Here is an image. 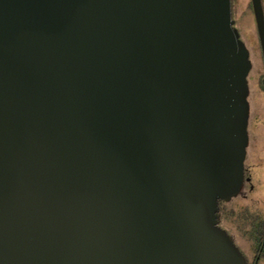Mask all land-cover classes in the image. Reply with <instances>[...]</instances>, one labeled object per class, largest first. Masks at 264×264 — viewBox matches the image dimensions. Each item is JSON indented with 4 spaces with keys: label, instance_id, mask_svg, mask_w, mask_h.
I'll use <instances>...</instances> for the list:
<instances>
[{
    "label": "water",
    "instance_id": "95a60500",
    "mask_svg": "<svg viewBox=\"0 0 264 264\" xmlns=\"http://www.w3.org/2000/svg\"><path fill=\"white\" fill-rule=\"evenodd\" d=\"M251 67L231 0H0V264H249Z\"/></svg>",
    "mask_w": 264,
    "mask_h": 264
},
{
    "label": "rangeland",
    "instance_id": "374dc122",
    "mask_svg": "<svg viewBox=\"0 0 264 264\" xmlns=\"http://www.w3.org/2000/svg\"><path fill=\"white\" fill-rule=\"evenodd\" d=\"M231 2L235 26L249 50L252 63L248 75V142L243 160L247 174L241 192L222 204L220 225L233 236L252 263L253 242L246 232L253 215L264 216V59L251 0ZM262 4L264 8V0ZM258 264H264V260Z\"/></svg>",
    "mask_w": 264,
    "mask_h": 264
},
{
    "label": "trees",
    "instance_id": "16d2710c",
    "mask_svg": "<svg viewBox=\"0 0 264 264\" xmlns=\"http://www.w3.org/2000/svg\"><path fill=\"white\" fill-rule=\"evenodd\" d=\"M251 7H252V3H251ZM252 9H253V7H252ZM263 79H264V77L262 78V85L264 87ZM244 170H245V167H244ZM246 174L247 173L245 170V175ZM225 202H227V201H224V200L220 201V216H221L222 204ZM246 234H248V236L252 240L253 249H254L253 262L249 263V260H248V263L249 264H258L261 260H264V216H262L260 214L259 215H253V218L249 224L248 232H246ZM242 252H243V250H242Z\"/></svg>",
    "mask_w": 264,
    "mask_h": 264
}]
</instances>
